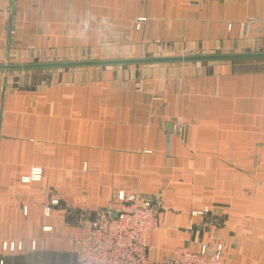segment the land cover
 <instances>
[{
  "label": "crops",
  "instance_id": "obj_1",
  "mask_svg": "<svg viewBox=\"0 0 264 264\" xmlns=\"http://www.w3.org/2000/svg\"><path fill=\"white\" fill-rule=\"evenodd\" d=\"M171 51H264V0H0V63ZM9 73L0 264H72L121 191L162 200L149 264L204 244L222 264H264V59L57 70L21 85ZM34 167L42 179L23 182ZM13 241L23 249L5 250Z\"/></svg>",
  "mask_w": 264,
  "mask_h": 264
},
{
  "label": "built area",
  "instance_id": "obj_2",
  "mask_svg": "<svg viewBox=\"0 0 264 264\" xmlns=\"http://www.w3.org/2000/svg\"><path fill=\"white\" fill-rule=\"evenodd\" d=\"M185 124L180 121V130ZM168 151L170 134L167 135ZM43 169L34 167L23 182L39 181ZM57 204L58 201L52 202ZM116 206L108 208L90 221L85 234L76 241V253L72 264H149L150 236L162 228L163 204L160 197L121 191L115 197ZM207 211V210H206ZM50 214V207L46 208ZM32 248H36L33 241ZM5 250L21 251V242H6ZM223 251L216 246L204 244L199 251L177 247L160 264H222ZM3 264V262H1Z\"/></svg>",
  "mask_w": 264,
  "mask_h": 264
},
{
  "label": "water",
  "instance_id": "obj_3",
  "mask_svg": "<svg viewBox=\"0 0 264 264\" xmlns=\"http://www.w3.org/2000/svg\"><path fill=\"white\" fill-rule=\"evenodd\" d=\"M264 59V51L234 52V53H211L190 55H163V56H140L126 58L106 59H79L61 61H39L14 63H0V72L7 74L15 71H36L53 69H79V68H103L111 66H140L152 64H172L190 62L211 61H238V60H260Z\"/></svg>",
  "mask_w": 264,
  "mask_h": 264
},
{
  "label": "rangeland",
  "instance_id": "obj_4",
  "mask_svg": "<svg viewBox=\"0 0 264 264\" xmlns=\"http://www.w3.org/2000/svg\"><path fill=\"white\" fill-rule=\"evenodd\" d=\"M190 54H200L199 52H183L182 54L176 51H171V52H167V54L165 55H190ZM155 56V55H161V54H157V53H152L149 56ZM147 56V55H144ZM75 60V59H74ZM46 61H59V60H46ZM21 63H26V62H21ZM59 69H53V70H36V71H15V72H10L9 74H12V76H16L17 79H19L18 83L21 84H27L28 82H41L45 79L48 78V76L53 73L56 72ZM63 70H67V69H63ZM29 84V83H28Z\"/></svg>",
  "mask_w": 264,
  "mask_h": 264
}]
</instances>
